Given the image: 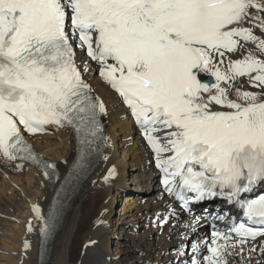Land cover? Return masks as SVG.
I'll list each match as a JSON object with an SVG mask.
<instances>
[{"label":"snow or ice","instance_id":"6c2138e0","mask_svg":"<svg viewBox=\"0 0 264 264\" xmlns=\"http://www.w3.org/2000/svg\"><path fill=\"white\" fill-rule=\"evenodd\" d=\"M259 13L264 0H0V153L36 160L21 126L71 127L90 149L106 109L82 77L78 46L143 129L169 193L185 205L226 194L264 226V195L240 199L264 183V59L251 50L225 59L242 41L264 54V38L253 31L264 33ZM242 77L261 90H241ZM55 220L49 212L42 232ZM258 236L264 227L245 223L213 231L203 264H227L229 248Z\"/></svg>","mask_w":264,"mask_h":264},{"label":"bare ground","instance_id":"6f19581e","mask_svg":"<svg viewBox=\"0 0 264 264\" xmlns=\"http://www.w3.org/2000/svg\"><path fill=\"white\" fill-rule=\"evenodd\" d=\"M252 11L255 12L254 9ZM259 15L264 16V13ZM244 26L251 27L247 23ZM253 31L264 38L259 28ZM241 43L244 47L236 54H228L226 60L229 56L232 59L243 58L249 50L264 59L256 44L251 41ZM85 61L89 67L87 71L84 70ZM76 62L93 94L105 105L106 112L101 117L108 140L106 151L73 197L51 248L42 255L40 263L38 249L42 217L33 211V205L45 207L55 185L34 167L0 153V199H11L15 207V215L8 213L11 221L0 219V264H192L193 259L203 264V257L209 254L203 242L208 221L226 215L230 209L211 207L204 212L199 208L194 213L183 214L167 189L162 188L163 183L154 167V151L144 145L135 119L129 116L119 96L100 76L98 62L87 57L86 51L78 46ZM236 86L246 91L261 90L253 87L247 77L240 78ZM46 129L49 133L46 138L49 139L45 140L42 135L28 139L42 155L64 171L75 153L71 131L56 125H49ZM156 135L163 137L164 132ZM112 170L115 177L109 179ZM10 191L15 195L9 197ZM116 207H121L118 211L120 216L123 212V216L116 217V227L120 222L119 227H115L118 236L112 235L109 229ZM171 210L178 213L177 216L168 223H161L162 215ZM132 223L135 224L133 231L128 230ZM139 223H143L147 230L130 234L138 232ZM114 242L120 244L119 251H112ZM79 243V251L76 252L75 247ZM196 248L199 252L195 251ZM225 259L227 264H264V238L255 242L245 241L235 249L229 248Z\"/></svg>","mask_w":264,"mask_h":264},{"label":"rangeland","instance_id":"374dc122","mask_svg":"<svg viewBox=\"0 0 264 264\" xmlns=\"http://www.w3.org/2000/svg\"><path fill=\"white\" fill-rule=\"evenodd\" d=\"M49 133L48 132H46V133H44V134H41L42 136H43V138L46 140V139H49V138H46L47 137V135H48ZM129 185H134V184H130L129 183ZM8 194H9V197H11V196H13V195H15V193L14 192H8ZM5 202H4V201ZM11 199H7V198H1L0 199V219L1 220H10V218H11V216H9L10 214L13 216V215H15V213H13V211L15 210V207H14V205L12 204V200L10 201ZM1 201H2V203H1ZM7 201V202H6ZM4 202V203H3ZM6 203H9V205L8 204H6ZM3 205V206H2ZM7 205V206H6ZM11 205H13V206H11ZM2 207V208H1ZM4 208V209H3ZM6 208V209H5ZM120 208L121 207H116L115 208V210H114V213L115 214H113L112 216H113V218H112V223H111V225H110V233H112V235H116V236H118V232H116V228H118L119 227V225H120V222H118L119 223V225H118V223H117V227H116V217L120 214H118V211L120 210ZM14 209V210H13ZM129 211V210H128ZM128 211H125L124 213H128ZM8 213H10V214H8ZM2 214V215H1ZM6 216H5V215ZM5 216V217H4ZM120 216V215H119ZM118 216V217H119ZM121 216H123V212H122V214H121ZM120 216V217H121ZM11 221V220H10ZM13 222V221H12ZM143 223H139L137 226L139 227V229H138V232H130V234H135V233H140L141 231H143L144 229H146V227H145V225H142ZM134 226H135V224L134 223H132V224H130L129 225V228H131V229H128V230H132L133 231V228H134ZM116 227V228H115ZM147 230V229H146ZM114 233V234H113ZM206 237V236H205ZM80 244L81 243H79L76 247H75V251L76 252H78L79 251V246H80ZM112 251L114 250V251H119L120 249H121V247H120V244H118V245H116V243L114 242L113 244H112ZM80 262H78V264H79Z\"/></svg>","mask_w":264,"mask_h":264}]
</instances>
